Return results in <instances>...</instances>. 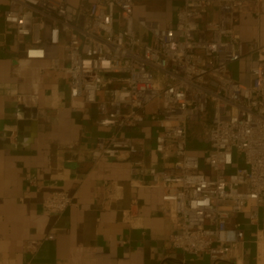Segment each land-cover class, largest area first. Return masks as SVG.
I'll list each match as a JSON object with an SVG mask.
<instances>
[{
    "label": "built area",
    "instance_id": "built-area-1",
    "mask_svg": "<svg viewBox=\"0 0 264 264\" xmlns=\"http://www.w3.org/2000/svg\"><path fill=\"white\" fill-rule=\"evenodd\" d=\"M0 1V20L12 28L23 58L47 59L45 69L62 70L69 97L94 104L97 124L111 129L95 141L99 159L126 158L135 180L162 188L166 217L178 228L168 234V244L238 264L247 229L254 228L259 260L264 48L243 41L233 27V15L243 10L244 1ZM144 2L162 3L164 12L158 18L152 17L155 9L136 16ZM47 47H59L66 66L47 57ZM244 56L248 82L235 78L230 68ZM144 124L153 131L160 167L146 165L143 140L124 133ZM192 129L203 147H189ZM71 203L67 192L52 191L42 205L58 214ZM135 206L132 199L123 215L131 226L140 220ZM242 214L246 221L240 220Z\"/></svg>",
    "mask_w": 264,
    "mask_h": 264
},
{
    "label": "crops",
    "instance_id": "crops-1",
    "mask_svg": "<svg viewBox=\"0 0 264 264\" xmlns=\"http://www.w3.org/2000/svg\"><path fill=\"white\" fill-rule=\"evenodd\" d=\"M243 1L233 27L264 48V0ZM23 56L0 20V264H235L172 248L168 234L178 228L162 188L135 180L126 158L99 159L95 141L111 129L97 124L96 106L69 97L65 73L45 69L47 59ZM50 56L66 66L59 47H47ZM248 65L247 56L231 64L235 78L248 82ZM124 133L143 140L146 165L161 166L149 125ZM52 191L72 198L61 213L42 205ZM132 199L137 226L123 217ZM248 230L238 264L257 262Z\"/></svg>",
    "mask_w": 264,
    "mask_h": 264
},
{
    "label": "rangeland",
    "instance_id": "rangeland-1",
    "mask_svg": "<svg viewBox=\"0 0 264 264\" xmlns=\"http://www.w3.org/2000/svg\"><path fill=\"white\" fill-rule=\"evenodd\" d=\"M152 9H155L156 12H158L157 14H162L164 12V7H163L162 3L144 2L142 7H139V8L136 9V13L135 14H136V16L141 15V14H145L147 12V10H152ZM139 32H140V34L142 36L146 37V35H145V33H144V31L142 29H139ZM196 133L197 132H196L195 129H192L191 132H190V145H189L190 147H193L196 144V141H197ZM201 166H204L203 162H202V156H201ZM239 218H240L241 221H243V220L246 221V214L240 215ZM253 229L254 228H251V229L248 230V232L250 233L251 237H254V234H253L254 230ZM256 264H264V256L262 257L261 254H260L259 260L257 259Z\"/></svg>",
    "mask_w": 264,
    "mask_h": 264
},
{
    "label": "bare ground",
    "instance_id": "bare-ground-1",
    "mask_svg": "<svg viewBox=\"0 0 264 264\" xmlns=\"http://www.w3.org/2000/svg\"><path fill=\"white\" fill-rule=\"evenodd\" d=\"M260 251H261V256L263 257L264 256V242H261L260 243ZM260 257V256H259ZM261 262V261H260Z\"/></svg>",
    "mask_w": 264,
    "mask_h": 264
},
{
    "label": "trees",
    "instance_id": "trees-1",
    "mask_svg": "<svg viewBox=\"0 0 264 264\" xmlns=\"http://www.w3.org/2000/svg\"><path fill=\"white\" fill-rule=\"evenodd\" d=\"M152 17H157V18H158V17H159V14H157V13H156V14H153ZM189 145H190V139H189ZM198 145H199V143L196 141V144H195L194 147H195V148H199ZM189 147H190V146H189Z\"/></svg>",
    "mask_w": 264,
    "mask_h": 264
}]
</instances>
